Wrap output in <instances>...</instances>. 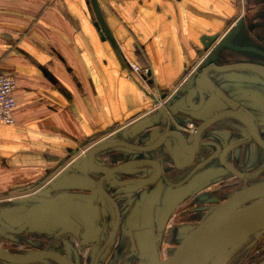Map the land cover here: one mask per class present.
I'll list each match as a JSON object with an SVG mask.
<instances>
[{
    "label": "crops",
    "instance_id": "1",
    "mask_svg": "<svg viewBox=\"0 0 264 264\" xmlns=\"http://www.w3.org/2000/svg\"><path fill=\"white\" fill-rule=\"evenodd\" d=\"M97 1L122 55L100 40L88 0H0V73L17 80L16 123H0V246L11 253H35L34 243L45 250L47 241L59 239L68 242L70 260L91 264L94 247L111 233L113 237L117 214L101 193L90 201L81 199L97 187L102 174L83 165L70 170L77 155L112 135L117 141L134 143L138 137L140 146L151 145L168 126L183 130L191 116L200 123L202 119L188 108L198 103L200 94L212 96L209 89L198 87L200 80L195 77L203 61L217 67L264 64V0H242L240 9L241 0ZM203 36H217L206 52ZM126 61L138 66L142 75L130 72ZM209 76L228 100L249 109L259 107L264 114V97L255 81L264 77L262 72L212 71ZM142 118H148L144 131L135 137L127 134V128ZM225 120L235 125L234 119ZM245 140L249 142L246 135ZM165 150H111L112 167L121 157L153 159L161 163L162 178L149 186L121 185L126 177L151 173L133 168L114 174L112 182H103L107 195L118 204L123 229L132 231L133 238L119 232L101 262H165L175 252L173 244L181 233L167 231L170 213L201 194L213 178L226 177L208 167L204 170L205 162L195 170L176 169ZM103 154L97 159L102 160ZM200 155L202 160L205 154ZM251 158L250 143L245 160ZM70 179L79 184L68 187ZM57 180L62 195L79 196L70 202L79 203L80 210L72 211L70 218L62 217L61 225L26 228L17 218L21 214L17 209L29 210L36 204L27 188L40 184L44 191ZM96 204L107 208L102 215L112 216V230L100 229ZM166 239L170 255L162 259ZM126 245L131 250L124 252Z\"/></svg>",
    "mask_w": 264,
    "mask_h": 264
},
{
    "label": "water",
    "instance_id": "2",
    "mask_svg": "<svg viewBox=\"0 0 264 264\" xmlns=\"http://www.w3.org/2000/svg\"><path fill=\"white\" fill-rule=\"evenodd\" d=\"M88 4L93 11V26L100 40L102 42L107 41L116 55H122L118 43L111 33L99 7L98 1L88 0ZM216 40L217 36H203L201 43L204 51H208ZM203 62L205 63L199 67L195 77L200 80L198 87L200 89H209L212 96L205 98L203 94H200L198 103L195 106H189L188 109L191 111V114L202 119L200 120V125L193 131L186 133L183 130H170L168 126V129L158 137L159 139L155 143L144 146L137 144L139 143L138 137L134 143H128L125 140H114L111 136L78 157L71 165L70 170L83 165L84 169H90L93 172L102 174L99 190L103 194L104 190L101 186L103 180L112 178L114 174L119 172L145 165H152L156 168L155 178L149 180L133 179L130 182L133 184L153 183L160 175V165L156 161L132 160L114 168H107L97 165L94 160L95 156L101 153L110 155L112 154V149L118 148L126 150L127 153H148L165 147L167 153L176 155V159H174L176 167L183 169L192 163V157L198 150L202 136L211 132L209 128L221 120L232 117L243 121L244 126L252 134L256 143L264 149V142L260 139L253 126L243 116L231 110L232 101L223 96L213 79L209 76V73L212 71L226 72L240 69L264 71V69L256 65L217 67L216 65H210L208 61ZM227 105L230 107L228 108ZM191 117L187 120L186 124L182 125L183 129L188 124H191L192 120L198 122V119ZM147 121L148 118L135 121L127 128V134L134 137L139 136L144 131ZM126 132L124 131L123 134ZM143 134H146V132ZM176 160L181 161L178 163L179 161ZM216 180L217 178H213L209 182L211 183ZM58 181L60 180L52 183L50 188L39 191L31 197V200L36 203L31 209L27 210V207L17 209L21 212L17 218L25 223L26 228L35 229V226H38L48 229L50 223L61 225L63 222L62 217L70 218L72 211L78 212L80 210L79 203L70 202V200L77 199L79 196L76 197L77 195H74L69 197L64 194L62 195L60 193L62 185L61 183L58 185ZM78 181L77 179H70L68 182H65L68 184V187H76V184H79ZM260 189H264V181L246 187L231 195L223 203L209 208L204 218L195 227L187 231L186 236L175 252L165 262L154 264H224L231 252L245 244L254 235L264 232V197L255 199L253 196L243 202L234 203L238 197ZM54 193L55 195H53ZM96 193L97 190H92L90 196L84 194L86 196L80 195V197L81 199L90 201ZM0 261L5 264H36L42 261H54L58 264H74L56 252L41 251L28 255H18L7 251L1 246Z\"/></svg>",
    "mask_w": 264,
    "mask_h": 264
},
{
    "label": "flooded vegetation",
    "instance_id": "3",
    "mask_svg": "<svg viewBox=\"0 0 264 264\" xmlns=\"http://www.w3.org/2000/svg\"><path fill=\"white\" fill-rule=\"evenodd\" d=\"M263 54H264V50H263ZM256 66L264 69V64L263 65H256ZM260 72H262L264 74V71H260ZM255 81L259 85V86H257L259 88L258 90L262 93V96L264 97V77L258 78ZM263 103H261V104H263ZM227 107L229 108L230 106L227 105ZM231 110L236 111L238 114L243 116L253 126V128L257 132L258 136L260 137V139L264 142V114L260 110L259 107H255L254 109H249V108L244 107L243 103L238 104V103L233 102ZM232 119H234L235 125H231V124L229 125L227 123V121L224 119V120L217 122L211 128H209L211 132L205 136H202L198 150H197L196 154L192 157V163L189 165L190 167H192L191 169L195 170V168L197 166H201L202 162H205V163H207V165H205L203 167L204 170H206V168L208 167L209 169H212V170H215L218 172H222V173H226L225 178H220V179L218 178V180L211 182V185L208 186L209 189L212 187L216 188L214 191H211L212 193H209L208 195H204V196H202V198H198L201 196V194H196L195 197H190L188 200H186V202H189V205L187 207L188 210L183 211V212L189 213L191 211V213H189V215H187V216L192 218L195 221L198 217H197L196 210L194 208L197 205L201 206L203 204V203H198V199H203L205 201L208 200V204L211 207H213V206H216L218 204L223 203L226 199H228L231 195L235 194L236 192H238V191H240L246 187H249L253 184L260 183V182L264 181V149H262L256 143L252 134L244 126L243 121H241L238 118L236 119L233 117H232ZM259 123H260V125H259ZM198 125H200V123L192 120V123L188 124L187 127L185 129H183V131L186 133H190ZM229 130L231 131L230 136H232V138L231 137L229 138V134H230ZM221 134H223L224 137L220 136ZM245 135L249 139L248 143L245 142L246 141ZM105 139H101L100 141L94 143L91 146V148L94 147L95 145H98L99 143H101ZM250 143L252 144L253 158H251V160L249 162H247V160H245V156L247 154V147H250ZM89 144H90V142L85 143L84 147L88 146ZM141 146H144V145H141ZM91 148H88L84 152L78 154L76 159L78 157L82 156L86 151H88ZM164 153H165V156L169 158L171 164H173V166L177 169V167L174 163V161H175L174 159H176V155H172L170 153H167L166 151H164ZM199 153L205 154V157H203L202 160L200 159L201 155ZM197 156H198V158H197ZM196 158H197V160H196ZM101 159L102 160H99L95 156V159H94L95 163L97 165L107 167V168H114V167H117V166H119L125 162H129L132 160H153V159H146V158L125 160L126 158L121 157L119 159V161H120L119 164L112 167V154H110V155L104 154ZM198 159H200V160H198ZM102 161L103 162L105 161V163L103 164ZM153 161L158 162L160 165V175L155 182L148 183V184L147 183L133 184L130 182L133 180L132 179L133 177L130 176V177H126L125 183L121 182L120 184H124L126 186H129V185H146V186L148 185L149 186L151 184L158 182L162 178V166H161L160 161H157V160H153ZM176 161H179L178 163H180L181 160H176ZM246 163H248L247 164L248 166L245 167ZM138 168H140L142 170L143 169H145V170L149 169L151 171V173L149 175H147V173H146V174H144L140 177L134 178V179L149 180V179L155 178L157 171H156V168L154 166L145 165V166H141ZM203 169H201V170L204 171ZM202 171H199V172H202ZM234 174H236V175H234ZM101 177H102V175H101ZM101 177L97 178L98 183L100 182ZM229 180H234V182L232 181L231 183L224 185V182L229 181ZM105 181L106 182H110V181L112 182V178H109L107 180L102 181L101 186L104 190V194L99 190V184L97 185V187L94 189V190H97V193L95 194V196L103 194L106 197V199L109 200L110 204H112L109 206L113 210L114 209L116 210L117 220L114 223L113 237H112V233H111V235L107 239H105L104 241H101V240L99 241L100 244L98 247L97 246L94 247L96 254L94 257V261L91 264H112V261H109L108 263H106L107 261L104 260L105 262L104 261L101 262V258L105 252H111L112 251V243L115 241L119 232L122 233L123 236L126 235L130 239L133 238V232L132 231L123 229L124 227H123L122 222H121L122 217H121L120 211L118 209V204L116 203L115 198H112V196L107 195L106 190H105L106 188L103 187V182H105ZM178 182H180V181L178 180ZM237 184H238L237 188H234V190L235 189H237V190H235L229 194L227 192V190L230 187H233L234 185H237ZM40 188H41L40 184H37L35 187H31L29 192H32L31 195L33 196L40 191ZM82 195H84V194H82ZM90 195L91 194H89V196ZM84 196H86V195H84ZM94 197H93V199H94ZM210 202H211V204H210ZM103 207H101L100 205H98V207H97V204H96V208L99 212L98 216H100L97 219V223L100 226V229L102 226L103 231L104 230L105 231L112 230V216L107 217L105 215H102L100 212H104V210L107 209L105 206H103ZM176 210L177 209H175L174 211H172L170 213L168 222H171L175 216L181 217L180 214L176 215L178 213V212H176ZM192 210H193V212H192ZM202 213H204V212L202 211ZM206 213H207V211H206ZM201 218H203V217H200V220H201ZM130 220H131V218H130ZM146 231H151V230H146ZM256 236L257 235H254V237L250 238L245 244L241 245L240 247L235 249L233 252H231V254L228 256V258L224 264H259L260 262H262L264 260V234L259 236V237H256ZM40 242H41V240H40ZM67 243L68 242L62 243L59 239L58 240L54 239L53 241L52 240L47 241V243H46L47 245L43 246V248L45 250H42V247L39 246L37 243L33 244V249L36 248L37 249V250L35 249L36 252H41V251L56 252V253L61 254L65 258L69 259V257L66 254L68 251ZM131 243H130V245H131ZM133 248H134L133 252H135L137 249H136V247H133ZM129 250H131V248L127 247V245H126L123 251L127 252ZM70 261H72V260H70ZM72 262L74 264H77L74 261H72ZM53 263L58 264L54 261H53ZM36 264H39V263H36Z\"/></svg>",
    "mask_w": 264,
    "mask_h": 264
},
{
    "label": "rangeland",
    "instance_id": "4",
    "mask_svg": "<svg viewBox=\"0 0 264 264\" xmlns=\"http://www.w3.org/2000/svg\"><path fill=\"white\" fill-rule=\"evenodd\" d=\"M241 5H242V0L239 1V6H238L239 9H240V7L242 8ZM113 137H115V136L112 135V138ZM118 154H120V153H118ZM232 181L234 182V180L226 181V182H224V185L225 184H228V183H231ZM237 186H238V184L237 185H234L233 187H230L227 190V192L229 194L232 193L233 191L237 190V189L234 190V188H237ZM215 189H216L215 187H212L210 189L208 187L207 189H204L201 192V194H202V196L208 195L209 193H212L211 191H214ZM263 194H264V191L261 194H259L257 197H259V196H261ZM202 196L201 197H198V198H202ZM198 203H203V204L201 206L200 205H197L194 208L196 210L197 217H198L196 219V221L187 216V215H189V213H191V211L189 213L188 212H185V213L183 212V211H187L188 210L187 207L189 205V202H185L182 205H180L179 208H177L176 212H178V213L176 215L180 214L181 217L180 216L179 217L178 216H175L173 218V220L170 222V227L167 230L168 232H170L172 230L173 231H178V230L180 231L181 230L180 231L181 233L179 235L180 236L179 241H176V243L173 244L174 248L172 249V251H175L178 248L179 244L182 242L183 238L186 236L187 231H189L191 228L195 227L204 218V216L208 213L209 208L211 207L208 204V200L205 201L203 199H198ZM210 204H211V202H210ZM202 211L204 213H202ZM206 211H207V213H206ZM192 212H193V210H192ZM200 217H203V218H201V220H200ZM263 234H264V232L259 233V234H256L257 235L256 237H259V236H261ZM168 240H169V237H168ZM168 240L166 239V242L164 243L165 245H164V253L162 254V259H166L170 255L169 253H167L168 252V249H171V248H168V245H169V241ZM0 263H1V261H0Z\"/></svg>",
    "mask_w": 264,
    "mask_h": 264
},
{
    "label": "built area",
    "instance_id": "5",
    "mask_svg": "<svg viewBox=\"0 0 264 264\" xmlns=\"http://www.w3.org/2000/svg\"><path fill=\"white\" fill-rule=\"evenodd\" d=\"M130 72L140 76V68L130 62L126 63ZM17 80L8 73H0V123L15 124L16 100L14 92L16 90Z\"/></svg>",
    "mask_w": 264,
    "mask_h": 264
},
{
    "label": "bare ground",
    "instance_id": "6",
    "mask_svg": "<svg viewBox=\"0 0 264 264\" xmlns=\"http://www.w3.org/2000/svg\"><path fill=\"white\" fill-rule=\"evenodd\" d=\"M263 191H264V189H260V190L253 191V192H248V193L244 194L243 196L238 197V198L235 200L236 202H234V203H240V202H243V201L249 199V197H253V196L255 197V199H257V198H261V197H264V194L261 195V196H259V197H257V196H258L259 194H261ZM232 203H233V202H232Z\"/></svg>",
    "mask_w": 264,
    "mask_h": 264
},
{
    "label": "trees",
    "instance_id": "7",
    "mask_svg": "<svg viewBox=\"0 0 264 264\" xmlns=\"http://www.w3.org/2000/svg\"><path fill=\"white\" fill-rule=\"evenodd\" d=\"M27 189H31V187L30 188H27ZM26 190V189H25Z\"/></svg>",
    "mask_w": 264,
    "mask_h": 264
}]
</instances>
